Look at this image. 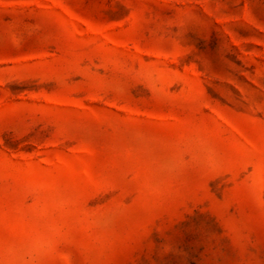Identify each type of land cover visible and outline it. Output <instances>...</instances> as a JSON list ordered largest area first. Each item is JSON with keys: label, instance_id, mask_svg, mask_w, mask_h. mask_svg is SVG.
Returning a JSON list of instances; mask_svg holds the SVG:
<instances>
[{"label": "rangeland", "instance_id": "rangeland-1", "mask_svg": "<svg viewBox=\"0 0 264 264\" xmlns=\"http://www.w3.org/2000/svg\"><path fill=\"white\" fill-rule=\"evenodd\" d=\"M0 264H264V0H0Z\"/></svg>", "mask_w": 264, "mask_h": 264}]
</instances>
